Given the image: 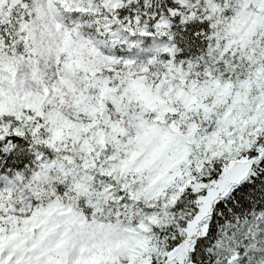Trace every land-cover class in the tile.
<instances>
[{
	"label": "snow or ice",
	"instance_id": "6c2138e0",
	"mask_svg": "<svg viewBox=\"0 0 264 264\" xmlns=\"http://www.w3.org/2000/svg\"><path fill=\"white\" fill-rule=\"evenodd\" d=\"M0 264H264V0H0Z\"/></svg>",
	"mask_w": 264,
	"mask_h": 264
}]
</instances>
